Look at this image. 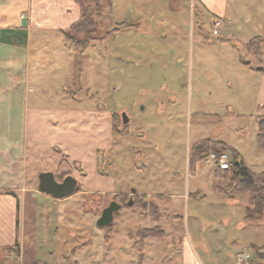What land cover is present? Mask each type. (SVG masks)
Returning a JSON list of instances; mask_svg holds the SVG:
<instances>
[{"label":"rangeland","instance_id":"374dc122","mask_svg":"<svg viewBox=\"0 0 264 264\" xmlns=\"http://www.w3.org/2000/svg\"><path fill=\"white\" fill-rule=\"evenodd\" d=\"M196 2L113 0L111 13L95 18V37L103 40L90 48L68 51L53 32L44 34L43 46L30 47L31 63L38 58L46 65L44 82L38 90L29 85L30 94L66 89L72 96L66 87L75 84L88 89L75 94L110 117L109 145L90 153L85 166L54 152L39 158L21 246L0 250V264H236L240 253L264 247V207L259 221L243 220L255 196L231 193L226 181L220 188L227 191L218 194L210 164L202 161L194 174L187 166L190 147L210 139L235 150L252 172L264 171L256 141V118L264 117V75L257 70L264 59L245 52L252 38L264 37V0H228V18L202 12ZM215 19L222 25L212 35ZM117 24L123 28L113 32ZM59 57L69 58L77 74H52L51 66L65 65L50 63ZM123 113L127 133L112 135L111 115L120 131ZM46 172L57 181L73 177L78 191L60 200L40 193L37 178ZM119 195L146 202L129 207ZM112 201L121 208L100 229L96 221ZM153 229L154 237L135 248L136 235Z\"/></svg>","mask_w":264,"mask_h":264},{"label":"crops","instance_id":"0c3cea01","mask_svg":"<svg viewBox=\"0 0 264 264\" xmlns=\"http://www.w3.org/2000/svg\"><path fill=\"white\" fill-rule=\"evenodd\" d=\"M196 4L202 12L218 18H228L231 8L228 0H197ZM79 17L74 0H0V250L10 249L17 242L21 246L25 229L20 223L25 221L29 193L34 192L37 182L31 180L30 173L39 158L54 152L85 166L90 153L104 151L103 146L109 145L110 117L94 111L91 103L82 102L75 94L88 89L68 85V90L73 87L72 96L63 89L61 94L49 97L29 91L32 83L38 90L44 82L46 66L38 58L31 63L30 47L43 46L46 32L61 36L60 31ZM63 46L74 52L64 39ZM68 62L69 58H56L50 63L65 65L51 66L50 71L65 77L77 74ZM144 195L167 198L162 194Z\"/></svg>","mask_w":264,"mask_h":264},{"label":"trees","instance_id":"16d2710c","mask_svg":"<svg viewBox=\"0 0 264 264\" xmlns=\"http://www.w3.org/2000/svg\"><path fill=\"white\" fill-rule=\"evenodd\" d=\"M76 5L80 9V17L78 21L70 25L67 29L60 31L67 47L70 50H86L94 45L97 41H102L103 38H96L98 33L99 22L95 18H100L105 11L111 13L113 7V0H74ZM134 27V26H131ZM130 26L128 28H131ZM123 28V24H117L112 28L113 32H118ZM260 47H264V37H254L245 45V52L249 57H262L264 59V54L259 52ZM245 64V63H244ZM247 66V64H245ZM264 75V69H258ZM116 115H111L112 121V135L122 136L127 133V126L123 125L122 130L118 131L114 127ZM258 125L257 132V147L260 151L264 152V117L258 116L256 118ZM210 153H215L217 155L226 153L231 155V160L227 170L215 169V179L217 183L212 186L213 191L218 194H225L227 191L222 190L220 182L226 181L227 188L234 192V194L248 193L253 195V199L250 198L248 208L246 209L244 222L252 223L257 220L258 217H262L263 207H264V171L261 173L252 172L246 164L240 159L239 154L228 147L221 141H214L210 139H204L195 143L189 149L188 153V171L194 174L197 165L201 163ZM78 191V190H77ZM224 191V192H223ZM259 197L260 199L256 200ZM252 197V196H251ZM116 198L121 199L122 203L126 204L129 197L125 195L116 196ZM256 200V202H255ZM141 201L146 202L144 197L132 198V207H141ZM127 205V204H126ZM146 207V204H145ZM155 230H146L138 233L136 238L137 244L135 248L139 249L141 242L151 237H154ZM6 250V249H5ZM258 264H261L264 257L260 254V249L253 250Z\"/></svg>","mask_w":264,"mask_h":264},{"label":"water","instance_id":"95a60500","mask_svg":"<svg viewBox=\"0 0 264 264\" xmlns=\"http://www.w3.org/2000/svg\"><path fill=\"white\" fill-rule=\"evenodd\" d=\"M122 124L126 125L128 119L126 115L121 114ZM77 190V181L71 176H67L62 182H57L54 175L50 172L40 173L38 175V191L42 194L48 195L54 200H60L71 196ZM136 190H131V195L135 194ZM127 206H132V199L127 203ZM121 205L117 202H110L109 205L103 209L101 216L96 221V226L100 229L109 226L113 222L114 213L118 212Z\"/></svg>","mask_w":264,"mask_h":264},{"label":"built area","instance_id":"2783aa9c","mask_svg":"<svg viewBox=\"0 0 264 264\" xmlns=\"http://www.w3.org/2000/svg\"><path fill=\"white\" fill-rule=\"evenodd\" d=\"M222 19H215L212 22L213 30L212 35H217V29L222 25ZM229 23V22H228ZM230 158L229 155L226 153L222 154H215L210 153L206 159L203 160L204 164H210L212 168L220 169V170H227L229 166ZM260 254L264 257V247L260 248ZM257 257L253 251L252 252H242L237 257L236 264H255Z\"/></svg>","mask_w":264,"mask_h":264},{"label":"flooded vegetation","instance_id":"af4514ba","mask_svg":"<svg viewBox=\"0 0 264 264\" xmlns=\"http://www.w3.org/2000/svg\"><path fill=\"white\" fill-rule=\"evenodd\" d=\"M65 178H66V177H65ZM56 181H57V180H56ZM62 181H63V180H62ZM62 181H57V182L60 183V182H62ZM77 189H78V187H77ZM75 191H77V190H75ZM129 200H130V199H128V201H129ZM128 201H127V203H128ZM118 204H119V203H118Z\"/></svg>","mask_w":264,"mask_h":264}]
</instances>
